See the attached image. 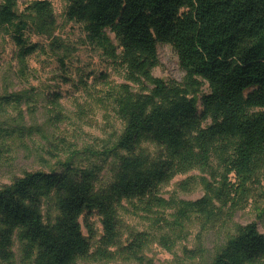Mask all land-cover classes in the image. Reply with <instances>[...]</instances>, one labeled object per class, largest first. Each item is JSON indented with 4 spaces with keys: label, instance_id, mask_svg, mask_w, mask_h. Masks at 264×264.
<instances>
[{
    "label": "trees",
    "instance_id": "obj_1",
    "mask_svg": "<svg viewBox=\"0 0 264 264\" xmlns=\"http://www.w3.org/2000/svg\"><path fill=\"white\" fill-rule=\"evenodd\" d=\"M67 2V19L82 27L85 43L127 74L126 84L110 90L121 133L101 152H85L107 164L110 180L101 181L102 166H79L80 153L73 150L54 169L26 172L1 188L0 264H18L16 240L19 264L142 260L156 239L173 245L166 231L182 239L193 217L213 220L216 203L226 206L238 191L245 195L264 173V0ZM56 26L49 1H34L24 13L18 0L0 3V34L12 40L21 62L44 50L28 37H52ZM50 44L67 48L58 39ZM161 44L176 52L185 73L181 83L152 76ZM21 102L0 97L2 107ZM15 132L0 128V141ZM146 144L159 150L153 154ZM215 160L227 173L218 187L207 184V196L193 202L161 198L162 187L174 178ZM126 205L153 216L151 232L131 234L124 246ZM171 211L170 223L165 214ZM92 216L103 226L99 238L88 222ZM206 264H264V235L256 224L238 227Z\"/></svg>",
    "mask_w": 264,
    "mask_h": 264
},
{
    "label": "rangeland",
    "instance_id": "obj_2",
    "mask_svg": "<svg viewBox=\"0 0 264 264\" xmlns=\"http://www.w3.org/2000/svg\"><path fill=\"white\" fill-rule=\"evenodd\" d=\"M34 1L51 2L57 19L52 37H28L30 42L43 46L42 52L21 62L12 40L0 34V97L13 96L22 101L17 105H0V128L16 131L13 136L0 141V189L12 185L26 172L54 169L59 162L71 158L73 150L80 153L79 166H102L100 178L106 183L110 180L107 164L85 152H101L121 133L123 125L110 90L126 84L127 74L103 51L85 43L82 27L67 19V0H18L19 13H24ZM53 39L60 40L67 48L52 46ZM112 39L115 41L114 36ZM158 54L159 66L152 76L168 83H181L185 73L174 49L161 44ZM132 87L138 89L133 84ZM144 147L153 154L159 150L155 144ZM226 173L223 164L212 161L203 169L174 178L162 187L160 196L169 202L200 200L208 195L207 184L218 187L217 183ZM228 180L238 186L233 174ZM248 188L245 195L239 191L232 194L233 200L227 201L226 206L216 203L214 211L217 215L213 220L193 217L186 224L182 239H175L170 230L166 231L173 242L170 248L156 239L142 251V260L118 259L112 264H206L238 227L256 224L264 235V173ZM125 207L129 211L121 214L124 246L129 244L131 234L151 232L153 216L134 212L129 205ZM173 213L165 214L167 222L174 221L170 215ZM88 222L99 238L103 234L100 218L92 216ZM82 225L88 236L85 221ZM14 252L19 264L21 250L17 240Z\"/></svg>",
    "mask_w": 264,
    "mask_h": 264
}]
</instances>
